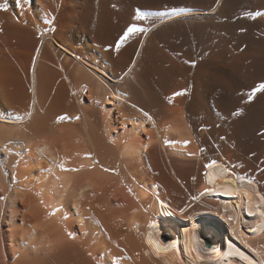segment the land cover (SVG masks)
<instances>
[{
    "label": "bare ground",
    "instance_id": "6f19581e",
    "mask_svg": "<svg viewBox=\"0 0 264 264\" xmlns=\"http://www.w3.org/2000/svg\"><path fill=\"white\" fill-rule=\"evenodd\" d=\"M261 83L264 0H0V264H264Z\"/></svg>",
    "mask_w": 264,
    "mask_h": 264
},
{
    "label": "snow or ice",
    "instance_id": "6c2138e0",
    "mask_svg": "<svg viewBox=\"0 0 264 264\" xmlns=\"http://www.w3.org/2000/svg\"><path fill=\"white\" fill-rule=\"evenodd\" d=\"M137 18L143 19L144 17L138 14ZM143 31H145V30L144 29H139V28H137L135 26H132V27H130L128 29V34L131 35V34H134L136 32H143ZM127 38H128L127 36L124 37V39H127ZM255 92H264V83H261L259 85V87L255 90ZM255 92H253L251 95H255ZM178 95H179V93H178ZM21 119H23V118L21 117ZM67 119H69V117H67V116H61V117L58 118L59 121H64V120H67ZM88 158H90V157H88ZM214 166H215V162L214 161L207 165L208 168H212ZM60 167L64 171H79V169H68V168H65L63 164H61ZM105 171H108V169H105ZM249 182H251V181H249ZM260 198H261L262 201H264V196H261ZM249 215H254V213H249ZM149 227H154V225L150 224ZM147 244L152 249L153 253L157 257L166 256L167 253H169V252H174V253H177V254L179 252V250L176 248L175 244L164 245L161 242H159L157 240H154L152 238L151 234H149L148 237H147ZM228 248H229V253H226V255L233 254L232 251H231L233 246L231 244H229ZM185 251H186V253L189 256H192L193 253H195V255L193 256V259H195V260H199V261L205 260V257L195 247H186ZM234 254L238 255L241 260H248L249 259L248 256H246L243 252H240L239 250H237ZM181 264H182V262H181ZM250 264H251V262H250Z\"/></svg>",
    "mask_w": 264,
    "mask_h": 264
},
{
    "label": "water",
    "instance_id": "95a60500",
    "mask_svg": "<svg viewBox=\"0 0 264 264\" xmlns=\"http://www.w3.org/2000/svg\"><path fill=\"white\" fill-rule=\"evenodd\" d=\"M168 239H169L168 235L167 236L166 235L163 236V240L164 241H167Z\"/></svg>",
    "mask_w": 264,
    "mask_h": 264
},
{
    "label": "rangeland",
    "instance_id": "374dc122",
    "mask_svg": "<svg viewBox=\"0 0 264 264\" xmlns=\"http://www.w3.org/2000/svg\"><path fill=\"white\" fill-rule=\"evenodd\" d=\"M207 238L209 237V235H207L206 236ZM207 238H206V241H210V240H212V242H214V238L212 239V238H210V240H207ZM208 243V242H207Z\"/></svg>",
    "mask_w": 264,
    "mask_h": 264
}]
</instances>
